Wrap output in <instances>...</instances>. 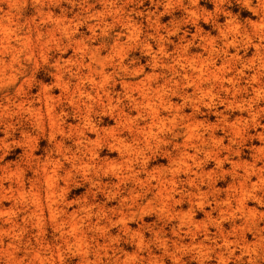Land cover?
I'll list each match as a JSON object with an SVG mask.
<instances>
[{
  "label": "clouds",
  "instance_id": "clouds-1",
  "mask_svg": "<svg viewBox=\"0 0 264 264\" xmlns=\"http://www.w3.org/2000/svg\"><path fill=\"white\" fill-rule=\"evenodd\" d=\"M0 264H264V0H0Z\"/></svg>",
  "mask_w": 264,
  "mask_h": 264
},
{
  "label": "rangeland",
  "instance_id": "rangeland-1",
  "mask_svg": "<svg viewBox=\"0 0 264 264\" xmlns=\"http://www.w3.org/2000/svg\"><path fill=\"white\" fill-rule=\"evenodd\" d=\"M202 3H203V0H202ZM207 7L211 8V5H207ZM177 15H179V14H177ZM245 15H248V14L245 13ZM167 19H168L167 17L163 18L164 22H166ZM204 27L207 28V26H204ZM44 143H46V142H42V144H44ZM18 154H19V150H16V153H15L14 155L8 157L7 159H14V158H15V155H18ZM211 166H212V165H209V167H211ZM218 186L225 187L226 184L221 183V184H218ZM77 191L82 192L83 190H77ZM199 218H202V215H201V214H198L197 219H199ZM146 219H147V218H146ZM131 227H135V225H131ZM226 227H227V226H226Z\"/></svg>",
  "mask_w": 264,
  "mask_h": 264
},
{
  "label": "bare ground",
  "instance_id": "bare-ground-1",
  "mask_svg": "<svg viewBox=\"0 0 264 264\" xmlns=\"http://www.w3.org/2000/svg\"><path fill=\"white\" fill-rule=\"evenodd\" d=\"M186 207V206H185Z\"/></svg>",
  "mask_w": 264,
  "mask_h": 264
}]
</instances>
